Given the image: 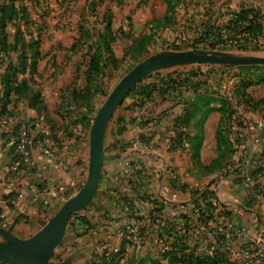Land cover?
Segmentation results:
<instances>
[{"label":"crops","instance_id":"1","mask_svg":"<svg viewBox=\"0 0 264 264\" xmlns=\"http://www.w3.org/2000/svg\"><path fill=\"white\" fill-rule=\"evenodd\" d=\"M259 5L258 0L243 3L250 7ZM240 9L241 6L230 8L229 13L232 15ZM246 92L258 101L264 100V83L250 85ZM193 95V98L190 93L173 96L181 99L182 105L170 101L167 95L162 99L167 107L152 109L140 107L133 96L123 98L118 112H114L112 129L108 128L111 121L106 128L103 144L106 158L97 193L91 204L75 213L78 215L74 221L71 217L65 236L50 259L52 264H170L172 254L163 255L165 250L160 252L159 244L167 249L173 237L160 236L153 217L168 230L175 226V230L184 232L186 223L180 219L181 213L192 216V225L189 224L186 233L190 244H194V251L190 249L186 257L200 259L198 264H212L202 262L211 256L236 261L242 257L240 248L244 243L254 242L258 234L264 235V198L256 193L257 186H264V168L261 169L264 165V107L244 111L237 108L238 118L231 120L227 130L232 152L223 166L209 175L214 182L200 189L214 193L218 205L215 214L219 217L214 225L227 232V237L221 241L223 245H217L209 227L200 221V215L192 214L194 173L192 168L182 166L183 163L193 164L191 137L197 130L185 120L188 104L197 98V94ZM124 103L133 104L126 108ZM210 106L220 108L222 102L212 99ZM36 116L34 110H28L22 114V121ZM221 116L215 109L204 122L200 161L206 167L218 158L216 133ZM48 124L21 123L19 137L28 148V153L22 156L13 149L5 134L12 131V124L0 128V227L11 230L22 240L42 230L52 219L50 212L59 199L85 183L88 176L89 159L87 164L84 151L73 160L68 151V139L60 137L55 127ZM64 140L66 143L60 144ZM41 144L50 151L49 155L42 152ZM85 144L82 140L83 147ZM253 171H257L255 180L245 181V175ZM125 200H135L136 204L132 203L129 208ZM222 211H233L234 222L245 232L240 238L231 237L229 219H225ZM79 216H86L92 228L79 225ZM69 225L72 233L68 235ZM67 237L72 245L57 250ZM115 240H119L120 245L118 251L112 252ZM131 241L138 246L136 252L127 248ZM217 262L215 264H220ZM2 263L6 264L0 260Z\"/></svg>","mask_w":264,"mask_h":264},{"label":"rangeland","instance_id":"2","mask_svg":"<svg viewBox=\"0 0 264 264\" xmlns=\"http://www.w3.org/2000/svg\"><path fill=\"white\" fill-rule=\"evenodd\" d=\"M258 1L264 10V0ZM243 3L245 0H0V128L7 124L49 123L60 137L68 139L72 159L84 151L88 164L94 118L117 84L144 61L181 52L227 58L264 54V47L243 49L241 36L236 42L227 34L221 40L218 27L232 18L230 8L242 7ZM102 39L113 51L105 53L104 66L90 70L97 42ZM263 73L264 65L165 61L149 69L127 95L133 96L140 107L152 109L167 107L166 102L162 104L166 95L182 105V100L173 96L190 93L193 98V94L210 92L223 105L228 104L231 114L237 108L249 109L240 98L242 86L251 77L257 81ZM18 88L20 93L16 92ZM149 93L150 97H146ZM204 102L190 108L192 112L201 108L193 118L195 123L202 120ZM130 104L133 103H124L123 107L130 108ZM28 110L38 116L29 123L22 121V114ZM112 118L109 129L113 127ZM222 140H226L225 133ZM63 142L66 143L64 140L60 144ZM182 166L193 170V189H203L214 182L209 176L213 173L196 161ZM83 185L59 199L49 218H54ZM77 215L72 216L73 221ZM233 231L234 239L245 233L238 227ZM71 233L69 225L67 234ZM0 239L6 241L2 236ZM254 242L258 247L247 257H264V235L258 234ZM71 245L67 237L57 250ZM119 245L120 241L115 240L112 252L118 251ZM137 247L133 241L127 245L130 252H136ZM164 250L165 246L159 244V251ZM184 252L189 251L180 252L181 256ZM252 264L259 263L255 260Z\"/></svg>","mask_w":264,"mask_h":264},{"label":"trees","instance_id":"3","mask_svg":"<svg viewBox=\"0 0 264 264\" xmlns=\"http://www.w3.org/2000/svg\"><path fill=\"white\" fill-rule=\"evenodd\" d=\"M231 16L232 18L228 20V22L224 26L221 25L218 27L220 34H221V40H224L223 37H225L226 34L229 36V38L232 41H235V42L236 40L239 39L237 37L241 36L244 39L243 49L260 50V48L264 47V10L263 8H260L259 6H252V7L242 6L239 11L233 12ZM105 36L106 35H104V37ZM102 40L103 42H99ZM102 40H99L97 42L95 53L91 58V63H90L91 69L90 70H93V69L99 70L101 66H104L105 53L113 51L111 46L107 44V40L106 39H102ZM258 78L259 79L256 81V80H253V78L251 77L247 82H245V84L242 86V89H241L242 92L240 94L241 96L240 98L244 100V105H246V107L252 110H261L262 107H264V100L258 101L254 99L250 94H248V92H246V89L248 86L258 84V83H264V73ZM146 88L148 90L150 87L147 85ZM16 92L20 93L21 88L20 89L18 88ZM177 95L181 96L183 95V93L177 94ZM196 96L197 98L193 102L188 104V107L186 108L187 113H188V119L185 118L187 123H192V125L196 128L198 132L196 135L191 137L192 149H193V161H196V164L202 165L200 161V146H201V143L203 140V134H204L203 133V123L205 122L207 115L215 109L219 110L222 115L220 124L217 129V133H216V138H217L218 148H219L218 158L209 167L202 165V168L204 170L210 173L211 172L215 173L223 166V162L226 161V159L230 156V153L232 152V150L229 147V139H228L229 135H228L227 130L231 122L230 120L234 118L237 119L238 117L236 116V113H235L236 111L234 112L232 111L231 114L229 113L227 103H225L224 105L222 104L220 108L211 107L210 104H211L212 99H220L216 95H213L210 92H206V94H203V95L202 94L200 95L197 93ZM146 97H150V93L147 94ZM199 101L201 102L205 101L204 105L202 106L206 107V110L204 111L202 120L200 122L195 123L193 122V118L197 112H200L201 108H199L198 106L193 112L191 111L190 108L191 106H193V104H196V102H199ZM207 105H209V107H207ZM11 130L12 131L10 133L5 132V134H8L9 136V138L7 139L9 142L14 138L16 139V141H14V143L12 144L13 149L18 153V155L22 156V154L18 151V145L20 143L19 135L22 133V126L21 124L18 126H13ZM120 131L122 130L120 129ZM222 133H225L226 140H222ZM186 136L190 137V134H186ZM27 151H28V148H27ZM263 168L264 166L261 167V169ZM256 173L257 171H253L251 173L252 178L254 180L256 178V175H255ZM256 188H257L256 193H258L259 186H257ZM192 193H193L192 214H196V213L199 214L200 221H203L206 224V228L209 227L208 228L209 231L215 236V239L213 241L217 245H221V244L223 245V242L221 241H223L227 237V232L226 230H220L217 226L214 225V223H217L219 220L218 215L215 214L218 208V205H217V202L214 200L215 199L214 193L212 191H209L208 189H206L205 191L200 190V189H193ZM125 201L129 208H132L133 206L132 203L136 204L135 200L133 201L125 200ZM222 213H223L222 214L223 216L225 215V219L226 218L229 219L230 227L228 231L230 232L232 236V234H234L233 229L235 230V228L238 227L236 223L234 222V213L233 211H222ZM191 217L192 216L190 215V213L189 214L181 213L180 215V219L183 220L184 223H186L184 225V228H185L184 232L175 230L174 229L175 226H173L172 228H170V230H168V228L158 225V223L155 220V217H153L154 226H156V229L158 233L160 234V236H162L163 238H164V235H170L173 237L172 242L170 243L168 248L165 249V251L163 252V255L167 253L170 256L172 254L173 257L172 259L169 260L170 264H198V263H201L200 259L198 258L194 259L193 257H189V258L186 257L188 253L190 252V249L191 251H194L193 249L194 244L192 243L190 244L188 235L186 233V230L189 224L192 225ZM78 220H79V225L87 226V229L92 228L91 221L86 216H79ZM74 224L75 222H73V226H75ZM193 228L194 227H192V229ZM254 247H258L256 246V242L244 243L242 247L240 248V254L242 257L236 261H231L227 258H219L217 256H211V257H207L208 259L203 260L202 262L206 261V263L215 264L217 261H219L220 264H252L255 260H257L259 264H264V257L256 256L253 259L251 258L249 259L246 255H244V251L246 250H248L249 253L252 254L256 249V248L254 249ZM185 249H187L189 252H184L186 254L183 253L182 254L183 256H181L180 252L184 251Z\"/></svg>","mask_w":264,"mask_h":264},{"label":"water","instance_id":"4","mask_svg":"<svg viewBox=\"0 0 264 264\" xmlns=\"http://www.w3.org/2000/svg\"><path fill=\"white\" fill-rule=\"evenodd\" d=\"M165 61L253 66L264 65V54L227 58L207 53L181 52L163 56L162 58L154 57L137 66L117 84L94 118L90 131L89 171L86 182L80 191L63 204L59 212L42 230L29 239H18L12 234L11 230L0 227V236L6 240H0L1 261L9 264H52L50 259L54 254L55 248L64 238L72 215L91 204L97 193L102 178L103 161L106 158L103 150L104 136L116 108L121 104L132 86L149 69Z\"/></svg>","mask_w":264,"mask_h":264},{"label":"built area","instance_id":"5","mask_svg":"<svg viewBox=\"0 0 264 264\" xmlns=\"http://www.w3.org/2000/svg\"><path fill=\"white\" fill-rule=\"evenodd\" d=\"M15 139V138H14ZM14 139H12L11 140V144H13L14 143ZM40 149L42 150V152H44L45 154H47V155H49V150L46 148V146L44 145V144H41L40 145ZM18 151L22 154V155H26L27 153H28V151H27V148H26V143H25V141L22 139V138H20V143H19V145H18ZM264 166V165H263ZM245 181H253V178H252V175L251 174H247V175H245ZM259 191H258V197L259 198H264V186H259V189H258ZM249 254H251V253H249V251L248 250H246V251H244V255H246V256H249ZM262 255H264V252H263V254Z\"/></svg>","mask_w":264,"mask_h":264}]
</instances>
